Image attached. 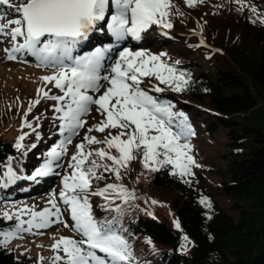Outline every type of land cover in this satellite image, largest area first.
I'll use <instances>...</instances> for the list:
<instances>
[{
    "label": "trees",
    "instance_id": "16d2710c",
    "mask_svg": "<svg viewBox=\"0 0 264 264\" xmlns=\"http://www.w3.org/2000/svg\"><path fill=\"white\" fill-rule=\"evenodd\" d=\"M173 2L179 11L171 16L173 28L166 30L174 36L172 39L160 36L156 42L166 54L179 41L187 46L188 52L174 61L180 62L178 69L190 74L191 83L181 92L162 85L165 91L150 94L173 105L174 112L184 113L194 132L189 138L191 155L201 167H193L194 176L183 179L171 174V166L153 172L144 169L139 161L132 162L130 171L121 170L122 181L104 173L106 179L93 181V189L109 182L123 183L135 190L137 198L148 208L141 212L139 204H134L136 199L129 201L128 206L116 199L112 207L120 205L124 210L121 214L105 210L104 199L91 196L93 214L99 221L116 217L117 229H126V233L135 235L134 241L150 246L145 258L132 264H264V130L244 125L240 119L264 105V23H261L264 0H243V5L237 0H203L194 7H189L185 0ZM251 7L257 12L253 13ZM13 18L15 13L4 22ZM12 46L8 38L0 36V140L15 150L11 160L0 154V231L14 228L16 224L15 218L3 219V209L14 213L25 206H37L38 202L48 203L52 198L55 186L51 178L41 179L35 185L19 177L40 168L49 159L50 148L61 141L56 139V132L53 137L47 135L49 130L58 129L51 124L56 122L53 119L57 115L53 111L55 102L41 100L28 115L36 131L21 127L29 101L37 98L35 82L43 85L40 78L55 69L38 67L36 58L27 53L18 54L16 60L9 62L4 50ZM13 68L23 71L24 75H14ZM17 80L25 82L17 85ZM95 111L92 108L83 119L89 122ZM41 114L43 117L38 123L43 126L38 128L34 117ZM179 120L177 117L174 124ZM39 131L44 132L43 138H37ZM220 131L226 132L228 150L214 156V162L197 157L194 153L197 135L202 133L211 139ZM24 133H28L22 142L24 147L17 150L14 144ZM75 152V146L67 145V153L54 163L61 165L65 161L66 164L67 157ZM9 166L16 177L14 182L7 175ZM207 173L216 175L220 181L205 179ZM23 184L29 186L27 192L21 190ZM201 197H207L212 207L200 204ZM152 200L158 203L153 205ZM152 207L156 212L152 213ZM129 212L135 213L129 217ZM177 220L179 229L174 223ZM185 235L191 244L187 251H182L180 246ZM148 240L152 243H147ZM155 243H161L164 249L151 247ZM195 244L206 253V259L191 255ZM0 264L40 263L27 254L17 257L10 247L0 244Z\"/></svg>",
    "mask_w": 264,
    "mask_h": 264
},
{
    "label": "snow or ice",
    "instance_id": "6c2138e0",
    "mask_svg": "<svg viewBox=\"0 0 264 264\" xmlns=\"http://www.w3.org/2000/svg\"><path fill=\"white\" fill-rule=\"evenodd\" d=\"M185 2L194 7L203 0ZM237 3L243 5V0H237ZM0 6H4L0 8V36L8 38L13 45L4 50L7 59L16 60L18 54L27 53L36 58L38 67L55 69L51 75L40 78L44 87L37 89L35 100L29 101L21 127L36 131L28 121V115L41 100L54 101L53 111L58 115L53 119L61 122L58 133L64 139L50 148L49 159L31 178L45 177L53 172L54 162H59L67 153V145L85 126L87 121L83 117L93 106L102 117L87 129L82 142L75 145L76 152L68 164L72 171L63 177V190L58 197L67 206L74 222L70 230L81 239L65 236L56 239L52 245L56 253L52 264H132L134 254L121 234L122 229L116 228L118 219L97 220L90 197H102L105 210L122 214L124 210L120 205L115 208L112 205L116 199L125 204L137 199L135 190L113 182L93 189V181L106 179L104 173L122 181L121 170L128 172L132 162L139 161L144 169L153 172L171 166V174L183 179L194 176L193 167H201L191 155L192 146L188 140L194 132L184 113L174 112L173 105L150 94L165 91L159 85L175 92L184 91L191 83L190 74L177 68L179 61L168 63L163 59L167 56L164 52L152 54L145 50L133 51L126 46L129 39L140 41L142 33L153 26L172 29L171 16L179 9L173 0H19L18 3L0 0ZM251 11L256 13L257 9L251 7ZM13 13L15 18L4 22ZM105 30L113 39L112 44L95 47L89 53L73 54L78 51V46L89 41L90 34H104ZM145 78L150 85L148 89L142 87ZM152 79L158 84H151ZM102 82H106L107 87ZM48 85L62 94H52ZM97 93L99 95H95ZM42 117L43 114L34 117L37 127ZM177 117L179 123L174 124ZM93 131L106 135L102 139L89 135ZM27 135L24 133L17 138L14 144L17 150L24 147L22 142ZM92 145L103 147H86ZM7 175L16 178L10 166ZM184 182L191 183L190 180ZM58 199L53 194L48 202L50 207L42 211L27 206L14 213L4 211L3 219L11 221L15 218L16 224L13 230L0 231L3 237L0 244L7 245L22 233L47 229L53 224L69 227L63 219ZM151 203L158 202L152 200ZM199 203L206 208L212 207L207 197H201ZM25 215L29 217L26 220L22 218ZM174 223L179 229V221ZM183 240L180 248L187 251L191 241L186 235ZM146 242L152 243L151 240Z\"/></svg>",
    "mask_w": 264,
    "mask_h": 264
},
{
    "label": "rangeland",
    "instance_id": "374dc122",
    "mask_svg": "<svg viewBox=\"0 0 264 264\" xmlns=\"http://www.w3.org/2000/svg\"><path fill=\"white\" fill-rule=\"evenodd\" d=\"M13 2H15V1H13ZM16 3H18V2H16ZM168 33L170 34V37H171L170 39H172L174 36V33L172 31H169L166 29L164 30L158 26H153V28L149 29L147 32L142 33V38H141L140 43L138 45H134V42H136V40L129 39L126 42V46L128 48H130L131 50L136 51V50H144V48H146V46L151 45V47L145 51L150 52L152 54H159V53L163 52V50L161 47L158 46L156 40L161 39L160 36H167ZM104 34H106V33H104ZM197 34H199V33H197ZM94 35L99 37V35H103V34L92 33V34H90V38L95 37ZM109 39L110 40H108V39L106 40V42H107V44H105L106 46H108L109 43H111L109 41H111V40L113 41V39L111 37ZM91 41L85 42L82 46H80L78 48V51L74 52L73 54L74 55L84 54V53H89V52L93 51L95 49L93 44H92L94 41H92V42ZM123 46H125V45H122L121 47H123ZM99 47H102V46H99ZM103 47H105V46H103ZM188 50L189 49L187 48V46L182 41H179L175 45V47L173 48L172 52H169V54H167V56L164 57L163 59H165L166 61H174L180 54H184V53L188 52ZM112 55L115 57L116 53L114 52ZM9 62H12V60H10ZM111 62H114V59ZM12 71L14 72V75L18 73L19 74L18 77H21L22 75H24V72L23 71L20 72L21 70H19L18 68H13ZM52 73L53 72H51L50 75ZM103 74L104 73L102 71L101 75H103ZM145 80H146V82H145V84L142 85V87L148 89L150 87L149 83L147 82L148 78H145ZM24 82H25V80H22V81L17 80V83H18L17 85H23ZM35 83L38 84V88L44 87V84L41 85V83H39L38 81ZM102 83H104V87H107L106 82H102ZM151 84L155 85V84H158V82L155 81L154 79H152ZM159 86L161 87L162 85H159ZM47 87L51 88L52 92H55L57 90V89L52 88V85H48ZM102 91H103V88L101 89V92ZM90 94H93V93H90ZM95 95H99V94L97 93ZM153 96L155 98H157L156 95H153ZM157 99L161 100L160 98H157ZM93 108L95 109V106H93ZM101 119H102L101 115L97 111H95V116L89 122H87L83 128H81L79 130L78 135H75L73 137V140H72V143L70 144V146H72V145L75 146V145L81 143L83 140V137L87 133V129L89 127H92L93 125H95ZM240 119L242 120L244 125H249V126L252 125V126H255L257 128L264 130V105L257 107L256 109L253 110L252 113H250V115H248L245 118H240ZM51 124H56V123L51 121ZM42 126L43 125H39L38 128H40ZM226 130H228V129H226ZM53 132H56L55 134H57L56 139H63L64 138L62 135H60L58 133V129L49 130L47 135L50 137H53L52 136ZM13 135L11 136V138H13ZM89 135H95L97 138L102 139L106 135V133H99V132L93 131ZM37 136H39V138H43L44 132H39V134ZM4 138H6V137H4ZM196 138H197V141L195 140L194 153L197 155V157H202V158H205L206 160H211L214 162L215 161V160H213L214 156H217V155L220 156V155H222V153H225L228 150V143H227L228 138H227L226 132H224V131H220L217 134H214L211 139H210L209 135L206 138V135L202 134V133L197 135ZM1 141H2V143H6V142H3V140H1ZM188 142L190 143L189 140H188ZM101 146L102 145H92V146H86V147L98 148ZM71 156L72 155H69L67 157L68 160H67L66 164L64 161V163H62L60 166V168H61L60 171H61L63 176L68 175L72 171L68 167V164L71 161ZM221 160L226 161V159H223V158ZM56 177H59V176L54 175V179ZM207 177H208V179H212V181L215 183L220 181V178H218L216 175L211 174V173H207V176L205 179H207ZM56 183H57L56 184L57 189L55 191V195L58 199L60 191L63 190V179H61L59 177V179L57 180ZM206 185H208V184H206ZM134 204H139L141 212L146 211V209L148 208L147 205L145 204V202L143 200H141L140 198H137L134 201ZM58 205L61 208L63 219L69 224V227L66 228V227H64L63 224H53L52 226H50L47 229H40V230L33 229V233L39 232L42 234H33V233L25 232V233L20 234V236L10 240V242L6 246L10 247L15 252L17 257H19L22 254H27V255L34 257L36 259V261L40 264H49V263L52 264L53 257L56 255V253L52 250V245L56 239H59L60 236L70 237V238H74V239H81V237L79 235H77L76 233H74L73 231L70 230L71 225L74 222L71 220L67 206L63 205L62 201H59V199H58ZM125 206H128V203L125 204ZM28 207L32 208L36 211H42L44 208L50 207V204L49 203L42 204V202H38L37 206L29 205ZM156 210H157L156 208L152 207V213L156 212ZM4 211L10 212V210L3 209L2 213ZM134 213L135 212H129L128 216L130 217ZM22 218L26 220L29 217L27 215H25ZM13 229L14 228H9L8 230H1V231H10ZM125 230L126 229H122L121 234L124 236V238H126L128 240L129 244L131 245V249H132L133 254H134L133 262L139 261L140 259H144L145 256L150 252V248H149L150 246L143 244L139 240H137V242L134 241L133 238L135 237V235L134 234H128V233H126ZM0 240H3L2 236H0ZM151 247H154L157 250H163L164 249L163 245L161 243H155V246L153 245ZM97 254L103 255L99 252H97ZM61 255H63V254L61 253ZM41 257H43V260L40 259Z\"/></svg>",
    "mask_w": 264,
    "mask_h": 264
},
{
    "label": "water",
    "instance_id": "95a60500",
    "mask_svg": "<svg viewBox=\"0 0 264 264\" xmlns=\"http://www.w3.org/2000/svg\"><path fill=\"white\" fill-rule=\"evenodd\" d=\"M11 152H12V149L10 145L0 142V154L3 156V158L5 159L9 158ZM175 249L176 247H174V250ZM191 255L196 259H206L207 258L206 253L197 244L193 246Z\"/></svg>",
    "mask_w": 264,
    "mask_h": 264
}]
</instances>
